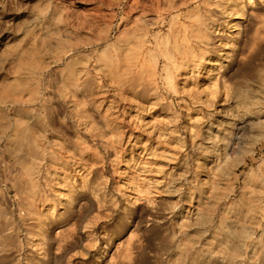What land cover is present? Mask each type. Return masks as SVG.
Instances as JSON below:
<instances>
[{"label":"rangeland","instance_id":"374dc122","mask_svg":"<svg viewBox=\"0 0 264 264\" xmlns=\"http://www.w3.org/2000/svg\"><path fill=\"white\" fill-rule=\"evenodd\" d=\"M0 264H264V0H0Z\"/></svg>","mask_w":264,"mask_h":264},{"label":"bare ground","instance_id":"6f19581e","mask_svg":"<svg viewBox=\"0 0 264 264\" xmlns=\"http://www.w3.org/2000/svg\"><path fill=\"white\" fill-rule=\"evenodd\" d=\"M73 50H74V48H73ZM61 60H62V58H59V59H58V61H61Z\"/></svg>","mask_w":264,"mask_h":264}]
</instances>
